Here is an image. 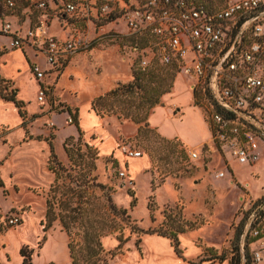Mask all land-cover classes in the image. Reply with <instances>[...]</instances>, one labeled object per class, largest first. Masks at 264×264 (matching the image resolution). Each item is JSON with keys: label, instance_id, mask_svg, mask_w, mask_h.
<instances>
[{"label": "rangeland", "instance_id": "obj_1", "mask_svg": "<svg viewBox=\"0 0 264 264\" xmlns=\"http://www.w3.org/2000/svg\"><path fill=\"white\" fill-rule=\"evenodd\" d=\"M20 17L23 19L10 16L8 21L12 31L20 30L25 35L30 19ZM93 29L89 28L93 39L85 50L72 56L58 70L47 71L42 79L36 77L31 67L36 64L42 71L50 68L45 56L28 46L13 48L9 45L12 36L0 34V74L9 80L8 90L15 88L17 98L24 103V128L39 132L37 136L53 143L57 158L65 168L58 179L60 190L80 183L85 198L92 199L101 196V190L93 187V182L103 183L109 188L115 205L126 209L135 225L156 230L153 234H136L131 233L129 226L125 228L124 237H130L110 264H152L156 256L158 259L153 264H180L170 255L166 243L168 240L171 244L170 239L161 233L177 229L182 221L194 222L197 226L178 234L181 253L177 254L171 244L174 256L183 262L207 264L220 260L214 259V255L224 254V261L229 263L241 225L247 221L252 207L264 201V156L253 166L233 163L229 170L218 152L210 147L209 138L197 158L188 157L187 150L200 149L193 147L197 130L207 131V124L198 121L203 119L207 103L201 100L192 107L189 114L194 117L191 119H176L180 113L173 112V104L191 103V90L199 89L197 83L192 88L195 79L182 71L175 72L171 90L162 97V104L149 114L150 127L155 130L145 131L135 138L138 125L130 119H119L114 114L97 115L91 109L94 97L119 83L131 81L133 70L141 67V61L150 66L157 58L148 40L128 33L125 19ZM47 33L66 35L57 21L51 23ZM39 88L45 93V103L37 99ZM4 131L0 126V132ZM168 135L172 137L167 138ZM124 146L141 151L142 155L127 157L122 151ZM260 146L264 147V142H260ZM67 148L96 156L94 166L85 162V156L71 161ZM46 169L51 176L49 182L45 186L27 188L28 192L40 196V204L42 198L46 201L47 197L58 195L49 192L54 174L47 164ZM220 169L225 175L216 177ZM120 170L127 175L122 176ZM13 188L22 190L21 186L7 187L0 180V264H21L20 249L24 246L32 248L34 264H71L68 238L58 220L46 231L43 224H39L35 241L20 243L22 237L16 225L7 223V219L14 213L28 212L37 224L45 220L46 207L41 204L40 208H34L29 202L12 205L9 196ZM240 239L241 235L237 240L239 247ZM102 243L110 250L118 241L108 235L102 238ZM248 248L250 250L251 246ZM170 260L171 263H167ZM250 264L260 263L251 258Z\"/></svg>", "mask_w": 264, "mask_h": 264}, {"label": "built area", "instance_id": "obj_2", "mask_svg": "<svg viewBox=\"0 0 264 264\" xmlns=\"http://www.w3.org/2000/svg\"><path fill=\"white\" fill-rule=\"evenodd\" d=\"M14 15L29 17L25 35L12 31L8 18ZM120 18L126 20L128 33L150 42L159 62L174 64L177 71L195 79L192 88L196 83L206 86L209 100L204 119L210 147L223 165L227 168L230 160L256 162L260 142H264V0H224L218 7L194 0H0V34L12 36L9 45L13 48L28 46L41 52L50 65L45 71L32 65L38 79L85 50L93 39L89 28H101ZM53 21L66 35L47 33ZM145 67L143 60L141 68ZM37 99L46 102L41 88ZM204 148L187 150V155L195 159ZM122 151L127 157L142 155L125 146ZM224 173L220 169L215 176ZM120 174L127 175L124 170ZM262 211L264 201L252 207L243 228H248L243 247L246 241L254 245L250 256L258 263L264 258ZM20 222L17 213L7 219L11 225Z\"/></svg>", "mask_w": 264, "mask_h": 264}, {"label": "trees", "instance_id": "obj_3", "mask_svg": "<svg viewBox=\"0 0 264 264\" xmlns=\"http://www.w3.org/2000/svg\"><path fill=\"white\" fill-rule=\"evenodd\" d=\"M194 1L209 7H218L224 4V0H216L215 3H208L203 0ZM175 72H177V67L174 64H163L158 59L144 69L141 67L134 69L131 81L119 83L104 94L94 97L91 101V109L100 116L114 114L119 119H130L138 125L135 138H139L143 132L156 129L150 127L149 114L155 106L162 104V97L171 90L176 75ZM8 82L9 80L0 74V97L14 103L22 118V125L25 126V116L22 111L24 103L17 98L15 88L8 90ZM198 86L199 89L192 90L195 106L201 100H205L206 103L209 100L206 86L204 84H198ZM45 139L48 141L50 149L47 168L54 174V181L51 183L49 192H56L58 195L54 194L51 198L47 197L45 220L41 223L43 224V230L46 231L54 220L59 221L68 238L67 248L71 264H110L115 255L121 253L124 243L130 237L129 235L124 237V229L128 226L131 233L153 234L156 232L155 229H143L135 225L127 210L115 205L109 188L103 183L93 182L92 185L101 190L100 197L102 200L96 196H93L92 199H89L90 197L85 198L80 183H76V186H64L61 191L58 179L61 178L65 168L57 158L53 143L47 138ZM66 153L71 161L75 160L74 157L85 156V162L92 167L94 166L96 156L93 157L92 154L75 152L72 148H67ZM149 209L152 211L153 206L151 205ZM261 214H264V211ZM196 226L197 224L194 222L182 221L177 229L169 232L164 231L161 235L167 236L174 251L180 254L178 234ZM243 228L244 224L241 225L237 233V240H239ZM108 235L114 236L118 241L114 249L107 250L103 246L102 238ZM237 240L235 247L230 251V264H243ZM247 246L246 241L244 264H250L251 260ZM20 254L22 256L21 264H34L31 257L32 248L24 246L20 249ZM213 258L223 260L226 257L224 254H220L214 255Z\"/></svg>", "mask_w": 264, "mask_h": 264}, {"label": "crops", "instance_id": "obj_4", "mask_svg": "<svg viewBox=\"0 0 264 264\" xmlns=\"http://www.w3.org/2000/svg\"><path fill=\"white\" fill-rule=\"evenodd\" d=\"M189 98V101H191L192 104L187 103V105L185 106L181 105V103L173 104V112L179 111L180 113V116L176 117V119H178L179 121H183L184 119H186V117H188V119L194 117V114H189L191 113L189 112L190 109H192V107H196L193 104L192 90ZM93 113L89 114V117ZM93 115L96 114L94 113ZM198 121L204 123L205 126L207 124L204 117L203 119L199 118ZM0 126H3L5 128L4 132H0V180L3 181L7 187H22V190L20 191H17L15 188H13V191H11L9 197L12 201V205L17 206L23 202H29L31 205H33L34 208H40L39 206H41V204L43 207H46V201H44V199L42 198L40 204V196L35 195L32 192H28L27 188L34 186H45L51 179L50 173L46 169V164L50 154L48 141L45 139V137L37 136L39 135V132L37 131H27L22 125L21 116L14 103L5 100L2 97H0ZM208 129L209 128H207V131H202L200 129L197 130V141L193 143V147L198 146L201 148L203 145L209 142L210 130ZM168 137L172 136L168 135L167 138ZM193 150L197 149L194 148ZM259 154L260 157L257 161H260V158L264 156L263 147L259 149ZM230 162V165L227 166V169L229 170L232 169L233 163H237L232 162L231 160ZM256 162L249 165L253 166ZM19 215L21 216V222L16 225V231H18L20 233L19 235L23 238H21L20 243L22 244L27 242H34L37 238V233L39 232V224H41L42 220H39L38 223L35 224V222H33V219H30V213L25 212L24 214ZM29 237H34V239H24ZM151 238L156 237L152 236ZM166 243L169 246L171 257L178 259L180 261V264H201L181 261L179 258L174 256L173 249L168 240H166ZM249 245L251 246L250 250L248 248L250 252L254 248V246L252 247L253 244H248V246ZM156 259H158V256L155 257L154 261ZM224 260L225 259L218 260V262H209L207 264H229ZM171 261L172 260L167 261V263H171ZM263 262L264 258L259 263L263 264Z\"/></svg>", "mask_w": 264, "mask_h": 264}, {"label": "water", "instance_id": "obj_5", "mask_svg": "<svg viewBox=\"0 0 264 264\" xmlns=\"http://www.w3.org/2000/svg\"><path fill=\"white\" fill-rule=\"evenodd\" d=\"M247 227L244 229L242 235H241V239H240V250H241V253H242V258H243V264L245 262V249L243 247V243H244V239H245V235H246V232H247Z\"/></svg>", "mask_w": 264, "mask_h": 264}]
</instances>
